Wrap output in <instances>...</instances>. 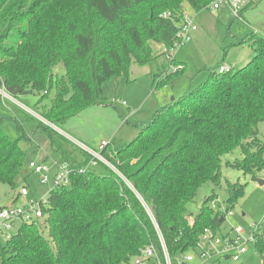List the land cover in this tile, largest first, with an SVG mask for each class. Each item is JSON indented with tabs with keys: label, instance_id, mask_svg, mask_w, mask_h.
Returning a JSON list of instances; mask_svg holds the SVG:
<instances>
[{
	"label": "trees",
	"instance_id": "1",
	"mask_svg": "<svg viewBox=\"0 0 264 264\" xmlns=\"http://www.w3.org/2000/svg\"><path fill=\"white\" fill-rule=\"evenodd\" d=\"M211 1L0 0V87L13 97L39 94V102L54 89L40 116L58 126L101 103L107 78L155 60L149 41L170 49L182 11L200 12ZM249 39L247 64L218 73L219 63L204 82L159 106L132 140L106 144L100 152L115 170L99 161L52 189L42 221L22 222L10 239L0 238V264H133L149 244L163 260L160 238L174 259L205 228L220 231L223 213L210 207L216 195L196 213L186 205L207 182L220 186L223 155L234 149L241 157L226 160L231 167L252 179L264 168V31ZM172 75L158 72L152 90ZM1 122L0 182L13 190L26 152ZM83 152L77 166L90 158ZM243 187L224 180L226 211ZM255 249L261 255L264 238Z\"/></svg>",
	"mask_w": 264,
	"mask_h": 264
},
{
	"label": "rangeland",
	"instance_id": "2",
	"mask_svg": "<svg viewBox=\"0 0 264 264\" xmlns=\"http://www.w3.org/2000/svg\"><path fill=\"white\" fill-rule=\"evenodd\" d=\"M223 7L226 8L222 5L218 10L205 8L197 13L190 11L195 14V29L191 40L173 52L174 62L177 60V63H183V68L179 70L181 73H173L168 85L152 90L153 77L158 72L170 70L172 64L161 54L163 47L149 41L155 60L143 65L132 63L127 77L123 75L107 78L102 85V103L85 107L75 116L58 124L57 128L43 122L40 116L43 107L50 105L54 89L39 102V94L8 97L4 88L0 87L2 128L9 137L19 138V144L26 152L15 188L12 190L8 184L0 182V204L9 203L11 196L23 182L28 184L30 194L37 199L50 189L51 182L46 186L39 184L38 175L29 169V161L34 159L44 162L46 153L61 159V152L64 151L69 157L68 161L77 166L84 161L85 153L76 141L98 151L101 141L107 145L110 143V146L125 144L138 135L141 126L152 119L159 106L172 101V96L174 99L178 98L188 88L204 82L219 63L232 67L231 70L247 64L253 53L249 45L251 33L264 31V0H245L242 18H234L228 10L225 13ZM40 122L48 125L51 130L48 132L46 128L39 127ZM258 130L259 138L264 139V122L258 123ZM240 157L239 149L224 154L220 186L207 182L197 189L196 195L186 205L189 211L196 213L208 196L216 195V208L224 210L227 200L224 180L242 183L244 194L232 206L231 214L226 213L221 227L223 233L236 226L248 228L250 225H257L264 218V168L252 179L249 174H244L225 162H233ZM74 161L79 163H73ZM95 163L101 167L99 161ZM109 166L115 170L112 164ZM258 179H262L263 183L259 184ZM194 264H262V260L261 255L250 244L248 251L237 262L229 257L216 256L209 261L195 259Z\"/></svg>",
	"mask_w": 264,
	"mask_h": 264
},
{
	"label": "built area",
	"instance_id": "3",
	"mask_svg": "<svg viewBox=\"0 0 264 264\" xmlns=\"http://www.w3.org/2000/svg\"><path fill=\"white\" fill-rule=\"evenodd\" d=\"M245 0H212L207 9L218 10L222 5L226 6L229 13L235 18L240 17L239 10L242 7ZM182 19L179 24L176 40L170 49L163 47L162 54L168 63L172 64V68L164 73H174L183 68V64L174 62L173 52L183 44H186L191 40V34L195 29L194 14H192L187 8L182 11ZM163 16H169L168 13H163ZM232 67L221 63L216 69L218 73L229 72ZM79 147L90 156L87 164L84 166H75L71 163L61 162L57 166V169L51 171L50 164L44 162H37L31 160L28 163L29 169L38 175L39 184L46 186L51 182V187L46 193L42 194L37 199L32 193L30 194L29 186L24 182L19 186L11 201L7 204H0V238L3 240L10 239L16 229L22 222L30 221H42L44 218L43 208H46L48 204V195L54 188L67 186L70 184V178L74 174L84 173L90 167H93L97 162H103L106 165H110L109 162L101 154V149L106 145L104 141H101L99 151L91 149L84 144H78ZM111 167V166H109ZM210 207L215 211H222L223 221H225V215L231 214L230 210L226 211V208H216L215 201L210 203ZM221 223V227L222 224ZM263 220L257 225H250L248 228L243 226H236L232 229L227 230L225 233L220 231L214 232L210 227L205 228L198 235L195 244L192 248L185 252L177 254L174 259H171L167 254L164 243L161 241L163 260L159 258L156 249L153 244L147 245L140 251V254L134 256L132 259L133 264H194L195 259L202 261H209L211 258L216 256L229 257L233 261H239L243 254L248 251V245L258 243L259 238H264ZM262 264H264V250L261 253ZM173 260V261H172Z\"/></svg>",
	"mask_w": 264,
	"mask_h": 264
},
{
	"label": "crops",
	"instance_id": "4",
	"mask_svg": "<svg viewBox=\"0 0 264 264\" xmlns=\"http://www.w3.org/2000/svg\"><path fill=\"white\" fill-rule=\"evenodd\" d=\"M226 7V6H225ZM223 9L225 10V13H227V7L226 8H224L223 7ZM224 15V14H223ZM194 16H195V14H194ZM221 17H223L222 15H221ZM241 18H242V16H240ZM156 45H159V46H161L160 44H157L156 43ZM162 47V46H161ZM162 54V53H161ZM163 55V54H162ZM175 59V58H174ZM176 62H177V60H176ZM183 64V63H182ZM185 65V64H184ZM173 76V75H172ZM172 78V77H171ZM171 78H170V80H171ZM169 80V81H170ZM169 81H168V83H169ZM168 83H167V85H168ZM166 86V85H165ZM11 95H9L8 97H10ZM102 103V102H101ZM101 103H99V104H101ZM123 105H124V103H122ZM41 119H42V121L44 122H47L50 126H52V127H54V128H57L55 125H53L52 123H50V122H48V121H46L45 119H43L42 117H41ZM76 143H77V145L78 144H81V142H78V141H76ZM79 146V145H78ZM78 146H76V147H78ZM81 148V147H80ZM83 151V150H82ZM61 153H63L62 154V156H61V159H59V158H56L54 155H50V154H47L46 153V158L44 159V162L45 161H49V163H47V164H50V166H51V171H54L55 169H57V166L59 165V164H61V162H67V163H70L68 160H69V157H68V155H67V153L66 152H64V151H62ZM34 160V159H33ZM73 163H79V161H74ZM72 164V163H71Z\"/></svg>",
	"mask_w": 264,
	"mask_h": 264
},
{
	"label": "water",
	"instance_id": "5",
	"mask_svg": "<svg viewBox=\"0 0 264 264\" xmlns=\"http://www.w3.org/2000/svg\"><path fill=\"white\" fill-rule=\"evenodd\" d=\"M173 99H174V96H172V101H173ZM258 183L259 184H262L263 183V180L262 179H258Z\"/></svg>",
	"mask_w": 264,
	"mask_h": 264
}]
</instances>
